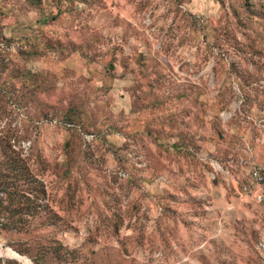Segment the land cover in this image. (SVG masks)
Wrapping results in <instances>:
<instances>
[{"label": "rangeland", "instance_id": "obj_1", "mask_svg": "<svg viewBox=\"0 0 264 264\" xmlns=\"http://www.w3.org/2000/svg\"><path fill=\"white\" fill-rule=\"evenodd\" d=\"M0 9V150L46 190V240L75 264H264V205L241 190L264 166V0ZM26 240L0 232V264H33L4 254Z\"/></svg>", "mask_w": 264, "mask_h": 264}, {"label": "trees", "instance_id": "obj_2", "mask_svg": "<svg viewBox=\"0 0 264 264\" xmlns=\"http://www.w3.org/2000/svg\"><path fill=\"white\" fill-rule=\"evenodd\" d=\"M22 1L26 5L40 7L42 0ZM63 1L72 3L74 0ZM0 11L6 12L7 10L0 9ZM56 19V16L42 13L37 21L41 26ZM32 46L33 50L26 53L27 58L42 54L41 48L36 44ZM23 76L24 80L31 82L33 86L43 88L42 74H32L27 71ZM66 120L73 121L69 116ZM0 153L2 155L0 161V232L19 235L26 233V237L29 238L26 241L9 243L19 255L9 249H6L4 254L7 253L8 257L14 260L27 256L33 264H72L73 262L75 264L74 257L68 256L69 252L64 250L62 243L46 240L47 234L41 235L48 227L54 225L53 220L56 217L49 205L43 203L46 194L43 185L35 181L25 160L21 159L18 154L13 155L12 152L3 150H0ZM28 231H37V233L35 236L34 234L30 236ZM4 264L20 263L7 260Z\"/></svg>", "mask_w": 264, "mask_h": 264}, {"label": "built area", "instance_id": "obj_3", "mask_svg": "<svg viewBox=\"0 0 264 264\" xmlns=\"http://www.w3.org/2000/svg\"><path fill=\"white\" fill-rule=\"evenodd\" d=\"M242 193L252 198L259 205H264V166L251 162L249 164L245 181L242 185Z\"/></svg>", "mask_w": 264, "mask_h": 264}, {"label": "water", "instance_id": "obj_4", "mask_svg": "<svg viewBox=\"0 0 264 264\" xmlns=\"http://www.w3.org/2000/svg\"><path fill=\"white\" fill-rule=\"evenodd\" d=\"M19 255V254H18Z\"/></svg>", "mask_w": 264, "mask_h": 264}]
</instances>
